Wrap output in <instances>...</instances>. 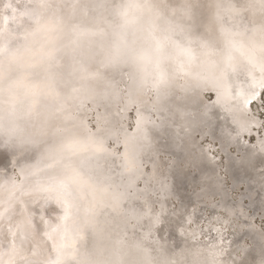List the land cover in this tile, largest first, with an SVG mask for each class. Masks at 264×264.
<instances>
[{
	"label": "snow or ice",
	"instance_id": "6c2138e0",
	"mask_svg": "<svg viewBox=\"0 0 264 264\" xmlns=\"http://www.w3.org/2000/svg\"><path fill=\"white\" fill-rule=\"evenodd\" d=\"M13 7L11 0L4 5L5 10ZM144 7L151 5L130 2L113 7L108 0H34L32 12L25 13L26 20L18 26L21 47L8 49L5 44L0 48L8 60L7 67L0 62V97L9 94L7 100L0 99V104L14 105L23 73H31V85H23L22 108L17 116L28 132L16 140L0 133V166H7L9 152H28L35 159L34 164L24 165L13 175L0 171V264H69V259L76 256V251L69 249H75L76 237L84 231L95 241L104 232L102 223L111 224L109 215L124 213L139 219L135 209L126 213L125 205L138 192V185L127 178L139 180L142 173L135 148L141 117L137 120L138 131L125 141L124 150L117 153L107 147L102 135L103 121L97 118L93 131L79 120L78 113L85 100L91 101V110L96 113L97 105L105 102L107 108V102L123 99L122 93L135 103L130 87L121 88L117 77L127 72L128 81L133 80L132 73L123 67L128 59L121 53L130 47L129 9ZM162 7L169 17L165 30L168 35L164 39L153 37L151 49L156 59L149 90L157 92L167 80L162 65L171 58L164 52L168 43L178 57L184 58L178 63L179 71H185L186 63L194 62L197 47L207 55L216 43L207 38H193L199 27V0ZM216 7L223 8L224 15L218 13L217 20L219 32L229 46L239 47L234 36L240 34L241 28L251 36L259 34L264 40V0H251L241 7L234 3ZM37 12L46 13V17L34 14ZM105 13L112 17L111 22ZM4 21L0 28L10 42L7 17ZM102 21L111 29L110 33L101 26ZM172 36L179 39L173 40ZM30 37L40 38L39 67L20 63L25 53L31 51ZM260 51L264 53V43ZM148 58L144 54L134 59ZM258 67L264 73V62ZM245 82L251 89L247 94L239 88L231 91L233 103L245 109L244 118L250 122L241 131L264 129V78L257 81L249 76ZM127 108L128 103L125 111ZM125 228L121 224L112 226L117 244L124 242L121 235L126 234ZM69 233L71 244L67 240ZM37 236L46 247L38 244ZM80 264L123 262L85 258Z\"/></svg>",
	"mask_w": 264,
	"mask_h": 264
},
{
	"label": "bare ground",
	"instance_id": "6f19581e",
	"mask_svg": "<svg viewBox=\"0 0 264 264\" xmlns=\"http://www.w3.org/2000/svg\"><path fill=\"white\" fill-rule=\"evenodd\" d=\"M7 2L8 0H0V15L4 18L8 16L4 8ZM130 2L151 5L141 9H129L131 23L127 29V39L130 47L123 49L121 55L128 59V63L123 67L132 73L133 80L128 81L127 72L122 77H117L120 87L123 86L126 90L130 87L136 101L135 103L128 101V97L125 96L122 102V99L107 102V108L104 106L105 102H101L96 107L103 108L99 116L104 123L102 135L107 144L109 139L120 138L118 132L121 129L117 130L119 113L123 112L121 115L123 118L131 107H135L138 118L141 117V131L137 133L135 148L142 165V173L139 174V180L135 177L127 179L134 181L136 185L141 181L143 186H138L136 198L126 202L125 205V212L130 213L131 209H135L139 219L134 220L124 213L119 216L109 215L108 220L111 224L102 223L104 232L95 241L87 231L76 237V247L70 248L69 252L76 251L73 259L77 262L71 259L69 261L80 264L81 260L87 258L99 261H122L123 264H163L162 261L166 259V264H214L216 258H221L219 261H222V264H230L228 259L236 262L234 251L237 254L236 250H241L244 256L237 260V263L250 261L252 264H264V230L258 229L254 221L252 222L253 216L248 214L250 209L255 217L260 215L264 219V136L258 137L255 145L244 142L243 136L250 134L253 128L246 132L241 131L242 128L248 127L250 122L244 118L245 109L234 104L231 98V91L234 88H239L245 94L251 91L245 82L247 77H255L257 81L264 78V73H261L258 67L264 62V53L260 51V45L264 40L259 34L251 36L241 28L240 34L234 36L239 47L229 46L219 32L220 21L217 20V14L223 16L224 11L222 7H216L228 3L241 7L251 0H199L201 5L197 16L199 27L195 30L193 38H207L215 41V46L210 47L207 55L197 47L194 62L186 63L185 71H179L178 63L184 58L178 57L171 43H168L164 52L171 58L162 65L167 73V80L160 86L159 92L152 89L153 99L146 94L152 86L153 78L150 73L156 59L151 51L153 37L164 39L168 35L165 30L169 17L162 6L183 3L184 0H108L110 6H125ZM43 14L46 17V13ZM104 15L111 22L112 17L107 13ZM3 22H0L1 25ZM101 26L111 32L103 21ZM33 39L36 41L29 38L31 51L25 53L20 63L39 67L40 40L39 37ZM108 39L110 40L111 37L109 36ZM172 39L176 40L179 37L172 36ZM1 40L0 46H3ZM144 54L149 58L134 59ZM23 76L22 85L15 94L14 105L0 104V116L3 117L0 120V133L5 138L11 136L13 140L28 132L23 121L17 118L22 108L23 85H31V73L25 72ZM4 78H7L6 72ZM204 91L214 92L213 101L204 100ZM121 95L123 97V94ZM8 97L9 94L5 93L0 99L7 100ZM85 102L91 104L89 100ZM117 102L122 103L121 111L117 108ZM127 103L128 108L125 111ZM86 104L80 109L78 117L90 127L88 121L86 123L90 114ZM152 112L159 114V121L156 119V123L151 122ZM133 124L132 122L131 125ZM137 131L136 125L132 133ZM132 133L123 131L121 142L123 145L131 138ZM197 136L204 138L208 136L213 142H218L219 152L226 155L225 172L233 190L245 184V191L238 200L233 199L227 190L223 175L220 173L219 161L209 155L208 147L200 145ZM231 147H234L240 156L232 155L229 151ZM161 155L169 159L162 160ZM8 157L7 166H0V171L7 175H11L14 169L19 172L24 165L35 163V159L30 158L31 153L24 151L9 152ZM116 164L119 165L118 159ZM146 167H149V173L145 172ZM170 199L179 204L177 206L181 208L180 217H177L179 213L177 210L171 209ZM245 199L248 200V205L243 204ZM155 204L160 206V210H156ZM207 206L212 210L204 228L208 229L204 232L207 239V242H204L200 241L203 228L187 227L188 221L199 225L204 221L203 214ZM219 209L225 210L227 214L228 219L224 223L228 225L235 220V227L238 230L234 229L236 232L232 235L226 234L221 226H212V221L216 223L223 221L216 216ZM103 220L104 217H101L102 222ZM115 224L126 225V234L121 235L124 241L122 244L116 243V233L112 231V226ZM242 235L249 236L248 240L253 244L250 251L240 245ZM36 239L41 247H46L40 236ZM175 239H179L176 242L179 244L177 246ZM67 240L71 244V233ZM169 248H172V251H168ZM183 248L186 252L178 256L177 250L183 251Z\"/></svg>",
	"mask_w": 264,
	"mask_h": 264
},
{
	"label": "rangeland",
	"instance_id": "374dc122",
	"mask_svg": "<svg viewBox=\"0 0 264 264\" xmlns=\"http://www.w3.org/2000/svg\"><path fill=\"white\" fill-rule=\"evenodd\" d=\"M11 2L13 3V8L12 9H7V10H5L6 12H8V16H6L7 17V25H6V27H7V29H8V33L10 34V37H11V39H10V42L9 41H6L5 40V38H4V36H3V34H2V32H3V30H2V28H0V39H2L1 41H2V43H1V45H3V46H0V48H3L4 46H5V44H7V48L8 49H13V48H15V47H21V45H22V43H23V41L21 42L20 40H18L17 39V36H18V34H17V30H18V26L20 25V23L22 24L25 20H26V16H25V13H30V12H32V8H31V4L34 2V0H11ZM114 7V6H113ZM34 14H40V15H42V16H44V14H42V13H39V12H37V13H34ZM4 17H2L1 15H0V22L2 21H4V19H3ZM16 20V21H15ZM3 23H5V21L3 22ZM3 23H2V25H3ZM0 25H1V23H0ZM2 31V32H1ZM2 35V36H1ZM13 36H16V37H13ZM31 38V37H30ZM31 40L32 41H36V40H34L33 38H31ZM39 40H40V38H39ZM19 43H18V42ZM9 42V43H8ZM17 43V44H16ZM9 44V45H8ZM13 44V45H12ZM16 44V45H15ZM19 44V45H18ZM12 45V46H11ZM1 53H0V62H3L4 64H5V66L7 67V65H8V60L6 59V53L5 52H3V51H0ZM3 57V58H2ZM4 75V74H3ZM180 80H181V78H180ZM180 82V81H179ZM121 88H123V89H125L126 90V88L125 87H121ZM148 92H150V94L148 93ZM146 94L147 95H150L149 96V98L150 99H153V92H152V90H149ZM176 92V91H175ZM209 93V94H208ZM123 94V93H122ZM203 97H204V100L205 101H213V97H214V92L212 91V92H207V91H204L203 92ZM124 98H125V95L123 94V99L121 100V102L122 101H124ZM87 103V104H86ZM120 103V102H119ZM118 102H117V108H119V110L121 111V104L122 103H120L119 104ZM84 104H86V106H87V108H89V109H91V104H90V102H85ZM135 107H131L127 112H126V115L122 118L121 117V115L123 114V112H121V113H119L120 115V118H119V120H118V122H119V124H118V128H117V130L119 131L120 129V131L118 132V137H120L119 138V140L118 139H109V140H107V142H108V144H107V147L108 148H110V149H115L114 151H116L117 153H120V152H122L123 151V149H124V145H123V143H121L122 142V136H123V131L124 132H127V133H132L134 130H135V126L137 125V120H138V113H137V110H133ZM89 109H88V112L90 113V114H88V116H87V119H86V123H87V121H88V125L90 126V128H93V131H95V128L93 127V124H94V121L97 119V117L98 118H100V114L102 113L101 111H103L102 109V107L100 108H97V112L96 113H94L92 110H90L89 111ZM99 111V112H98ZM133 111V112H132ZM92 112H93V114H92ZM129 112V113H128ZM128 113V114H127ZM148 113V112H147ZM146 113V114H147ZM96 114H98V115H96ZM155 114H157V115H155ZM152 115V116H151ZM150 116V119H151V122H153V123H156L157 122V120L159 121V114L158 113H154V112H152V114H151ZM94 116V117H93ZM97 116V117H96ZM135 117H136V119H135ZM101 119V118H100ZM157 119V120H156ZM102 120V119H101ZM125 120V121H124ZM129 120V121H128ZM132 120V121H131ZM131 121V122H130ZM125 122V123H124ZM129 122V123H128ZM132 122L135 124H133V125H131L132 124ZM103 125H104V123H103ZM120 125V126H119ZM133 128V129H132ZM262 133V134H261ZM255 136V137H254ZM263 136H264V129L262 130L261 128H259L258 129V127H254L253 129H252V132L250 133V134H245L244 136H243V140H244V142L246 143V144H248V145H255V143L257 142V140H258V137H260V138H263ZM197 138H198V140H199V142H200V145L202 146V147H208V149H210V150H208V153H209V155H211V156H214L218 161H219V165H220V173H221V175H223V179H224V182H225V184H226V187L228 188L227 190L229 191V193L232 195V198L233 199H236V200H238V198L241 196V194L243 193V191H245V184L244 185H241L240 186V188L239 189H237V190H233V188L231 187V181H230V179H228L229 177H228V175H227V173L225 172V160H226V155L225 154H223V153H220L219 152V145H218V142H213L212 141V139H210V137H208V136H206L205 138L204 137H201V136H197ZM248 142H247V141ZM256 140V141H255ZM255 141V142H254ZM120 142V143H119ZM212 142V143H211ZM109 145H110V147H109ZM213 145V146H212ZM212 147V148H211ZM118 148V149H117ZM214 151V152H213ZM229 151L231 152V154L232 155H237V156H240V154L237 152V150L234 148V147H231L230 149H229ZM220 156V157H219ZM160 158L162 159V160H166V159H169V157H166L165 155H161L160 156ZM221 160V161H220ZM224 169V170H223ZM222 170V171H221ZM18 172V170L17 169H14L13 170V173L12 174H14L15 172ZM148 171H150L149 170V167H146V169H145V172L147 173ZM149 173V172H148ZM11 174V175H12ZM138 184V186L139 187H142L143 185H142V182L140 181V182H138L137 183ZM232 191H234V192H232ZM238 192V193H237ZM240 194V195H239ZM216 200H217V198H215ZM214 199V200H215ZM169 201H171V206H172V210L173 209H175V211L177 210V213H178V215H177V217H180L179 216V214H180V212H181V208L179 209L178 208V206L177 205H179L176 201H174V200H172V199H170ZM176 203H174V202ZM243 204L244 205H248V200L247 199H245L244 201H243ZM155 208H156V210H160V206H158V204H155ZM209 210V211H208ZM210 210H212L211 209V207H209V206H207L206 207V209L204 210V214H203V217H204V221L203 222H201L200 223V225L199 224H196L195 222H192L191 223V221H188V227L187 228H190V229H193L195 226H199V228H206L205 226H206V222H207V220L210 218V214H211V211ZM221 210V211H220ZM223 209H219L218 210V214L216 213V216H218V217H220L223 221H221L220 223H216L215 221H212L211 223H212V226H216V227H219V226H221L220 228L221 229H223V231L226 233V234H229V235H232L233 233H235L236 231L235 230H238L237 229V227H235V220H233L232 222H230V224H226V222L224 223V221H227V219H228V217H227V214L224 212L225 210H223ZM209 212V213H208ZM225 213V214H224ZM248 214L249 215H252L253 217H252V222L255 224V226L258 228V229H260L261 228V230H264V219L260 216V215H256L257 217H255V215H253L254 214V212L251 210L250 211V209H248ZM219 215H221V216H219ZM224 215H226V216H224ZM205 216H206V218H205ZM215 216V217H216ZM226 219V220H225ZM206 220V221H205ZM232 223V224H231ZM202 224V225H201ZM234 224V225H233ZM223 225V226H222ZM230 225H232V226H230ZM238 226V225H237ZM223 227V228H222ZM227 227H228V229H227ZM232 228V229H231ZM226 229V230H225ZM231 229V230H230ZM235 229V230H234ZM208 229H204L202 232H203V235H201L200 237V241H204V242H207V239L205 238L206 236L204 235V232H206ZM228 230V231H227ZM175 234V233H174ZM204 236V237H203ZM247 237V238H246ZM248 239H250L249 238V236H246V235H242V238H241V243H240V245H243V246H245V247H247V249H248V251H250V249L252 248V246H253V244L248 240ZM179 240V239H178ZM178 240H176L175 239V244H176V242L178 241ZM198 240V239H197ZM243 240V241H242ZM248 241H249V243H248ZM250 244V245H249ZM224 249V248H223ZM235 249V248H234ZM172 251V248H169L168 249V251ZM183 251H180L179 249L177 250V252H178V256H180L181 255V253H185L186 251L184 250V248L182 249ZM185 251V252H184ZM236 252H237V254L235 253V251H234V253H233V256H234V258L236 259V262H233V261H231V260H227V261H229L230 262V264H240V263H237V260H240L241 258H242V256H244V254L242 253V251L241 250H236ZM239 252V253H238ZM240 254V255H239ZM240 256V257H239ZM227 258H228V256H227ZM71 260H73V262H77L76 260L74 261V259L73 258H70ZM168 259V258H167ZM221 259V258H220ZM219 258L217 259L216 258V261H214V264H222V261H219L220 260ZM245 259H246V257H245ZM197 260V259H196ZM170 261V260H169ZM163 264H166V259H164L163 261ZM171 262H172V260H171ZM173 262H175V260H173ZM244 262H245V264L246 263H250V264H252V262H250V261H243L242 262V264H244ZM69 264H74V263H72V261H69ZM254 264V263H253Z\"/></svg>",
	"mask_w": 264,
	"mask_h": 264
},
{
	"label": "water",
	"instance_id": "95a60500",
	"mask_svg": "<svg viewBox=\"0 0 264 264\" xmlns=\"http://www.w3.org/2000/svg\"><path fill=\"white\" fill-rule=\"evenodd\" d=\"M172 234V233H171ZM179 245L178 243L176 244V246Z\"/></svg>",
	"mask_w": 264,
	"mask_h": 264
}]
</instances>
